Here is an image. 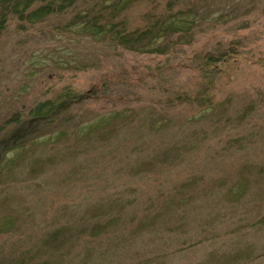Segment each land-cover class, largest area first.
<instances>
[{
    "label": "rangeland",
    "instance_id": "obj_1",
    "mask_svg": "<svg viewBox=\"0 0 264 264\" xmlns=\"http://www.w3.org/2000/svg\"><path fill=\"white\" fill-rule=\"evenodd\" d=\"M62 12L0 24V264H264V0Z\"/></svg>",
    "mask_w": 264,
    "mask_h": 264
},
{
    "label": "trees",
    "instance_id": "obj_2",
    "mask_svg": "<svg viewBox=\"0 0 264 264\" xmlns=\"http://www.w3.org/2000/svg\"><path fill=\"white\" fill-rule=\"evenodd\" d=\"M88 1V0H86ZM92 0H89V2ZM76 3V0H0V8H1V14H0V24L2 22H5L6 16L10 15H17L19 16V19L26 20L27 22L30 21H40L43 17H46V15H49L50 13H54L55 15H59L63 13L62 11L70 7L72 4L74 5ZM32 5H37L36 7L29 9ZM68 6V7H67ZM75 8V6H74ZM85 17L79 18L80 25L83 24V27L81 28L82 32H90L92 36L99 35L103 33L104 28L97 27L96 24H98V18L97 16L93 17L90 16L89 12H84ZM171 17H169L165 22L164 26L167 27V22L170 20ZM40 19V20H38ZM82 19V20H81ZM3 24V23H2ZM169 25V22H168ZM155 28V29H154ZM153 29L147 30L141 34H137V37H127L125 40H128L129 43H136L140 42L141 40H147L151 44L153 39L159 36V34L162 32V27L157 28L155 26ZM168 28V27H167ZM165 28V29H167ZM134 35V34H133ZM147 45V44H146ZM65 105V104H63ZM67 106V105H66ZM55 108V107H52ZM37 117V114L35 115V118L37 120L33 124V128H37L40 125L41 119ZM30 124H27V128H29ZM24 128V126L21 128V130H17L12 134V137L9 138L6 142H4V146L9 145L10 143H13L16 141L17 138H20V136L24 135L27 131V128ZM30 130V129H29ZM23 131L22 135L21 132ZM14 140V141H12ZM16 149V146L12 149Z\"/></svg>",
    "mask_w": 264,
    "mask_h": 264
}]
</instances>
